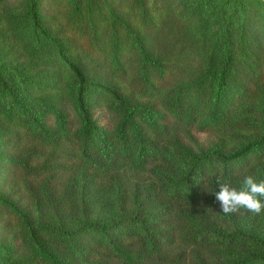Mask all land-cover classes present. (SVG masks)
Returning <instances> with one entry per match:
<instances>
[{"label": "rangeland", "instance_id": "374dc122", "mask_svg": "<svg viewBox=\"0 0 264 264\" xmlns=\"http://www.w3.org/2000/svg\"><path fill=\"white\" fill-rule=\"evenodd\" d=\"M65 58L95 82L82 93L96 120L86 132ZM105 87L149 112L179 93L197 123L225 95L221 123L169 120L160 135L145 128L144 141L122 140ZM263 100L264 7L255 0H0V264H52L3 200L61 264H241L253 255L244 264H264V247L214 235L264 240V211L225 215L215 198L217 181L239 189L246 175L264 178V149L253 145L264 141ZM58 114L70 123L53 132ZM246 145L228 164L203 158L191 169L192 156ZM187 175L190 194L175 184Z\"/></svg>", "mask_w": 264, "mask_h": 264}, {"label": "trees", "instance_id": "16d2710c", "mask_svg": "<svg viewBox=\"0 0 264 264\" xmlns=\"http://www.w3.org/2000/svg\"><path fill=\"white\" fill-rule=\"evenodd\" d=\"M233 1H241V0H233ZM258 2L261 6L264 7V2L261 0H255ZM114 60L118 63V59L114 56ZM66 63L68 64V69L72 72L74 77L76 78L78 82V88L80 91V94L77 96V102L76 104L78 105L74 111H76V115L79 119V123L83 124L85 132L87 129L90 130L91 125H96V120L95 122L91 119V115L89 113V110H86L88 107L91 108L92 102L89 100L84 99L82 93L86 91L89 86H94L95 82H90L88 80L85 72L80 68L78 63H76L73 60H68L65 58ZM105 89L109 92V94L116 100V105L114 106V109H109L110 114L112 115L113 121L116 122V128H115V133L117 136L124 140L127 136V134L135 135V138L138 141H144L145 138L142 136V129L149 128L152 129L153 132L157 135H160L162 132V127L161 125H164V127L167 125L168 121L172 120L176 123L185 125V126H194L199 130H211L215 129L218 127L221 123V105H224L225 102V95L224 97L220 96L218 100H216L213 104L209 105L203 112H200L202 114V118H200V122L197 123L195 121L196 115L194 116V110L193 108H189L186 111L184 108L181 106V96L179 93H176V95L172 96L171 99H169L167 102L164 103V110H158L155 112H149L148 110L140 107H135V106H130L128 103H126L120 96L119 94L110 88ZM117 105H122V108L117 106ZM263 107V112H264V100L262 103ZM115 110V111H112ZM77 112H79L77 114ZM58 119V128L57 129H52L53 132H56L57 130H65L66 126L69 125L70 121L65 120L64 118H61L60 115H57ZM144 127V128H143ZM105 127H97L96 131L99 130V133L102 134V131H104ZM250 145V144H249ZM246 145L244 148L228 155H222L217 151H214L212 156H192L191 159V169H195L198 165L199 162L203 160V158L206 160L211 159V157L216 158L218 161L221 163H229L233 158L240 157V155L246 151L250 146ZM255 149L260 152L261 150L264 149V141H259L256 144H253ZM211 161V160H209ZM264 179V178H263ZM184 183V189L185 192L190 194L192 193V188L190 184V180L188 178V175L186 177H181L176 180V185L178 183ZM264 199V198H262ZM3 200V198H2ZM3 202L7 203L8 205H11L13 209L18 213L20 217H22L25 221V224L27 225L28 232L31 235V238L33 239V243L37 247V251L47 261H49L52 264H61L62 262L37 238L35 234V227L26 219L25 215L14 205L10 204L8 201L3 200ZM185 217L184 220H192L189 219V216H181ZM142 225H145L144 220H138ZM80 231V230H78ZM147 230H144V234L147 235L146 233ZM61 234L64 235H70V233L60 231ZM77 234V233H76ZM215 239L223 240V241H230V240H238L241 241L243 239L248 240L249 242L253 244L260 245L264 247V240L255 238L250 235H245L243 233H229V234H219V233H214ZM145 236V235H144ZM146 237V236H145ZM252 259V257H255V255L251 256H246L244 259L241 260V264H244L247 259ZM260 260L264 261V256H260Z\"/></svg>", "mask_w": 264, "mask_h": 264}, {"label": "clouds", "instance_id": "9594fccd", "mask_svg": "<svg viewBox=\"0 0 264 264\" xmlns=\"http://www.w3.org/2000/svg\"><path fill=\"white\" fill-rule=\"evenodd\" d=\"M217 182L219 191L215 192V198L225 215L237 213L241 209L253 215L264 211V179L258 181L254 176L246 175L239 189L227 183Z\"/></svg>", "mask_w": 264, "mask_h": 264}, {"label": "water", "instance_id": "95a60500", "mask_svg": "<svg viewBox=\"0 0 264 264\" xmlns=\"http://www.w3.org/2000/svg\"><path fill=\"white\" fill-rule=\"evenodd\" d=\"M262 2H264V0H261Z\"/></svg>", "mask_w": 264, "mask_h": 264}]
</instances>
